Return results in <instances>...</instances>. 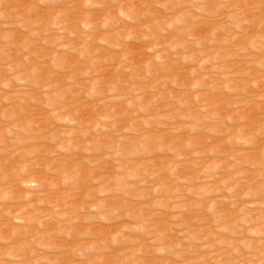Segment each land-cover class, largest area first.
Segmentation results:
<instances>
[{"label":"rangeland","instance_id":"1","mask_svg":"<svg viewBox=\"0 0 264 264\" xmlns=\"http://www.w3.org/2000/svg\"><path fill=\"white\" fill-rule=\"evenodd\" d=\"M0 264H264V0H0Z\"/></svg>","mask_w":264,"mask_h":264}]
</instances>
